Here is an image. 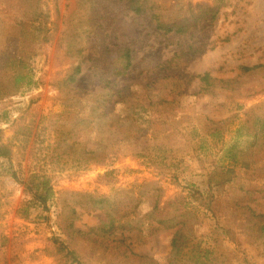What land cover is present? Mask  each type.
<instances>
[{
    "label": "rangeland",
    "instance_id": "obj_1",
    "mask_svg": "<svg viewBox=\"0 0 264 264\" xmlns=\"http://www.w3.org/2000/svg\"><path fill=\"white\" fill-rule=\"evenodd\" d=\"M233 2L212 22L200 18L201 0H163L167 16H188L194 23L188 33L177 34L158 29L150 14L135 12L125 0H43V15L34 21L30 0H0V79L5 92L0 95V144L5 152L0 155V170L13 164L27 171L37 164L50 170L59 196L65 190L109 195L114 188L143 183L144 205L150 209L156 200V187L162 189L161 205L167 206L183 186L189 187V181L201 180L203 168L211 167L213 158L219 159L225 174L215 188V210L201 214L194 226L195 238L177 257L170 243L174 229L166 228L136 247V252L145 256L134 264H264V239L238 246L221 233L222 227L239 232L245 224L233 204L240 182H256L264 191V160L254 163L255 149L238 152L237 167L223 151L246 150L251 142L264 145L261 137L253 140L236 132L247 107L253 106L264 115V0ZM34 25L45 28L50 39L34 38ZM126 49L131 51L132 64L125 74L117 76L114 72L125 63ZM8 55L20 60L6 63ZM178 55L182 57L178 63L160 67ZM80 58L82 73L71 85L73 89L87 96L104 83L115 92L130 88L134 98L126 100L131 103L126 110L131 119L114 126L113 131L105 128L110 131L107 134H117L111 143L112 150L118 152L116 159L78 173L55 171L46 155H41L39 164L36 159L43 149V154L48 150L45 137L49 131L41 127L58 115L61 119L69 116L60 99V83ZM21 69L27 76L17 83L14 77ZM158 71L162 76L189 74L188 93L180 94L175 104L160 99L158 88L164 83H169L170 90L186 87L187 82L161 81ZM206 71L218 78L234 79V88H218L215 94L200 97V76ZM102 73L108 82L97 78ZM17 86L22 87L13 91ZM80 99L69 98L68 103L76 105L75 112L82 108ZM132 106L146 108L152 124L149 128L137 129ZM69 109L74 110V106ZM214 126L224 132L221 150L209 143L208 133ZM157 127L168 129L162 132L166 138L160 145L150 144L147 136ZM205 139L209 147L193 150ZM146 142L148 150L144 149ZM200 157L206 167H202ZM229 168L233 171L228 172ZM263 194L256 193V208L262 212ZM25 198L20 183L0 174V264H72L70 255L57 250L56 238L74 245L86 264H112L98 246L75 237L80 229L97 224L96 213H78L74 229L79 230L69 234L59 227L57 206L44 212L31 209L27 217L19 212ZM216 224L221 227L214 230ZM194 255L200 261L192 258Z\"/></svg>",
    "mask_w": 264,
    "mask_h": 264
},
{
    "label": "trees",
    "instance_id": "obj_2",
    "mask_svg": "<svg viewBox=\"0 0 264 264\" xmlns=\"http://www.w3.org/2000/svg\"><path fill=\"white\" fill-rule=\"evenodd\" d=\"M130 7L137 13L150 14L154 20L156 27L165 33L175 32L177 34L188 33L194 26L191 18L188 16L170 17L164 13L163 0H125ZM234 0H201L202 7L201 19L215 21L219 13L227 6L233 4ZM236 1V0H235ZM242 0H237L239 3ZM32 6L30 18L38 20L43 15V0H30ZM33 37L37 40L48 41L50 34L40 25H34ZM181 55L174 59L162 63L161 68L168 64L178 63ZM12 61L17 63L20 58L8 55L5 62ZM125 62L120 66L115 75L125 74L132 64V54L129 49L125 50L123 56ZM169 65V66H170ZM162 70V69H161ZM82 73V59L77 63L72 72L60 83V99L64 107H67L66 112L69 116L57 119L50 124L42 125V129L49 131L46 135L48 142V150L46 154L43 149L36 159L39 164L43 158L41 155H46L53 162L51 170L55 171H71L78 173L82 170L88 169L90 166L105 165L110 160L118 157V152L112 150L111 143L117 139V134H107L105 128L113 131L114 126L127 124L131 119L130 114L126 108L130 109L131 103L127 99L134 98V94L130 93V88L126 91L121 90L115 92L109 88L108 83L100 86L99 91H89L90 95L85 96L71 86L78 80ZM27 75L21 69L14 77L17 83L23 81ZM103 82H108L107 75H96ZM178 81L183 80L186 87L174 86L169 90V83H164V86L159 87L158 95L160 99L169 100L171 103L179 99L180 94L188 93V85L192 78L189 74L179 72L177 76L167 74L162 76L158 71V79ZM185 78V80H184ZM200 88L198 94L200 97L207 94H215L218 88L233 89L234 79L218 78L211 72L206 71L200 76ZM157 82V81H155ZM101 84V83H100ZM19 85V84H18ZM65 87V88H62ZM22 86H17L16 91ZM0 79V95H5L3 92ZM115 95H119L118 99L112 100ZM81 98L82 104L76 111V105H70V97ZM75 103V100L73 101ZM178 103V102H177ZM74 106V110H68L69 107ZM143 106V105H141ZM138 106H132L133 114L135 115L136 125L138 130L149 128L151 121L149 120V113L146 108L137 109ZM78 114L77 118L74 116ZM74 117V120H71ZM147 124V125H146ZM39 128V127H38ZM209 143L211 146L222 149L224 141L223 130L217 126L210 127ZM209 128V129H210ZM167 128H155V130L147 136L150 142H155L160 145L166 136L162 132L167 133ZM238 136L252 137L257 140L259 137L264 139V115L256 110L255 107L249 106L243 111V116L240 118L239 124L236 127ZM161 133V134H160ZM40 136L39 133H37ZM252 140V141H253ZM205 141V143H204ZM208 140L202 141V144L194 146L193 150L206 149ZM148 142V141H147ZM144 146L148 150V146ZM92 143L93 147L89 145ZM151 144V143H150ZM67 145V147H66ZM210 146V147H211ZM237 147V145H233ZM255 151L254 163L258 164L264 160V145H258L255 142L250 143V148L243 150L237 149L231 152V148L223 150L225 155L231 157L235 161V167L240 164L238 152ZM3 147L0 144V155H5L2 151ZM172 150H169L171 152ZM201 158V157H200ZM164 159V158H163ZM219 159L213 158L211 167L203 168L205 171L201 175V180L189 181L188 186H183L181 192H177L172 196V200L168 202L167 206L161 205L162 189L156 187L153 194L156 195V200L150 209L144 205L146 195L141 188L143 183L133 182L128 188H114L109 195L97 194L90 191H71L65 190L62 196L57 193L53 177L50 170L36 167H31L27 171L17 169L13 164L7 165L0 170V174H6L13 177L18 183L23 186L24 195L28 198L24 199V205L20 207L19 212H22L26 217L30 214L31 209H39V211H51L54 206H57L56 214L60 229L69 234L79 230L74 229L78 213L92 212L96 213L98 222L88 229H80L75 237L81 240L93 243L98 246L108 262L112 264H134L136 261L144 257V254L136 252L138 245L146 244L152 236L166 228H173V235L171 238V251L175 256H179L183 247L187 246L191 240L195 238L194 226L199 224L201 214L207 212H214L216 202V187L219 179H222L225 174V168L220 165ZM11 162V161H10ZM202 167H206L201 158ZM55 165V167H54ZM204 165V166H203ZM246 166V165H245ZM233 169V168H232ZM227 169L228 172L233 171ZM176 178L178 175L175 174ZM222 177V178H221ZM236 191L239 196L234 198L233 204L235 209L239 211L240 215L244 217L245 224L239 229V232L233 228L222 227V235L228 237L238 246L244 243H256L260 239H264V212L259 211L256 205L259 204L256 193L264 192L256 182L244 183L240 182ZM63 194L66 195L64 198ZM264 195V194H263ZM50 218V215L48 216ZM219 224H216L214 230ZM215 233V231H213ZM76 239V238H75ZM73 240V239H72ZM58 251H64L67 255L72 257V264H86L80 258V251L72 244L63 240L55 239ZM200 261L199 256H192Z\"/></svg>",
    "mask_w": 264,
    "mask_h": 264
}]
</instances>
